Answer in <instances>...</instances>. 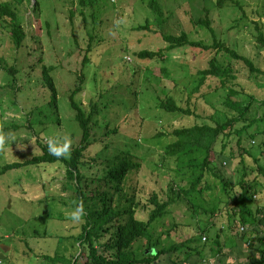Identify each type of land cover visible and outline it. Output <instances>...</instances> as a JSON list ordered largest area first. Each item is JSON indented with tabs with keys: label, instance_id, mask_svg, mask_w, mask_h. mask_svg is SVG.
I'll use <instances>...</instances> for the list:
<instances>
[{
	"label": "rangeland",
	"instance_id": "obj_1",
	"mask_svg": "<svg viewBox=\"0 0 264 264\" xmlns=\"http://www.w3.org/2000/svg\"><path fill=\"white\" fill-rule=\"evenodd\" d=\"M35 1L0 0L16 8L27 31L24 44L18 48L12 41L8 20L0 18V59L18 71L14 75L0 64V135L7 137L0 146V168L40 154L39 141L46 144L49 138L60 137L61 142L66 138L70 152L80 144L82 129L70 94L81 85L75 96L77 102L88 111L94 103L99 108L95 117L99 126L92 129V143L80 166L81 187L87 196L106 190L104 178L114 157L131 153L141 167L130 173L126 189L134 190L142 199L140 212L147 217L151 208L147 198L153 192L165 196L174 177L175 164L164 153L173 138L171 131L181 124L211 121L210 116L223 108L227 88L216 77H210L203 85L204 97H187L198 70L207 67L213 55L224 66L233 59L217 47L175 48L166 53V58L157 60L140 58L135 52L162 48L166 45L163 34L180 35L183 31L193 40L213 44L210 30L197 24L208 16L216 39L237 48L264 70V47L257 39L260 31L264 34V0H233L222 7L217 0H158L162 14L149 6V0H97L95 6L84 7V15L79 0H37L34 8ZM147 22L148 29H137ZM92 34V61H86ZM233 63L237 88L264 100V73L250 71L242 61ZM45 66L51 67L49 77L58 93L56 105L44 75ZM167 94L183 97L184 106L190 101L200 117L162 109L159 103ZM253 109L258 111L257 104ZM228 139L223 151L228 162L225 164L219 154L216 156L219 163L228 167L223 169L226 174H235V182L242 165L238 159L230 158L231 150L239 153L237 138ZM220 144L221 141L218 149ZM244 145L264 165V152H258L257 141L248 138ZM254 155L247 158V163L257 168ZM77 191V184L66 177L61 162L26 165L1 174L0 264H64L52 262L44 255L74 259L85 250L77 240L85 218L73 222L68 216L77 206ZM213 191H206L205 196L194 192L171 205V212L150 227L152 238L142 237L134 242L136 255L143 257L151 244L162 248L185 242L190 249L184 246L178 254L166 255L157 263L180 264L198 244L211 259L210 245L220 228L227 245L239 242L240 234L236 236L227 226V195L222 191L212 195ZM219 205L223 207L221 211L216 209ZM207 226L210 229L204 232ZM199 228L200 232L195 233L194 229ZM195 234L196 242L189 243L188 239L195 240ZM203 237H207L204 245ZM151 253L155 254V250ZM230 253L238 257L234 248Z\"/></svg>",
	"mask_w": 264,
	"mask_h": 264
},
{
	"label": "trees",
	"instance_id": "obj_2",
	"mask_svg": "<svg viewBox=\"0 0 264 264\" xmlns=\"http://www.w3.org/2000/svg\"><path fill=\"white\" fill-rule=\"evenodd\" d=\"M96 1L79 0L81 15L85 14L84 7L95 6ZM228 1L233 0H217V3L222 7ZM235 3L238 2L235 1ZM34 5V8H37V0ZM149 6L162 14L158 0H149ZM0 18L8 20L12 41L16 47L20 48L27 38V31L19 12L10 2H1ZM197 24L206 26L210 30L214 36L213 44L193 40L186 31H183L180 35L163 34L166 45L162 48L142 49L136 51L135 54L140 58L157 60L159 57L166 58V53L175 48L191 46L208 50L211 47H217L219 51L228 52L233 61L244 62L250 71L264 73V70L258 68L249 56L239 53L237 48H232L216 39L215 29L208 16L200 18ZM148 27L149 23L147 22L137 26V29H148ZM90 39L88 56L85 55L86 61L87 59L92 61L89 52L93 49L91 44L94 39L93 34ZM257 39L264 47L263 32H259ZM233 61L228 66H224L216 55H213L209 60V65L198 70V78L194 81L193 88L190 91L183 88V91H187V97L191 95L198 98L204 97L206 92L203 91V85L210 77H216L219 79L220 85L227 88V93L223 101V108L220 109L221 111L215 112V115L210 116L211 121L181 124L171 131L173 138L166 145L164 153L166 159L175 164L174 177L169 182V191L165 196L153 192L147 198L151 205V208H148L147 217L140 212L142 206L140 200L142 199H138L134 190L128 191L125 185L130 173L141 167L140 161L131 153L122 152L121 155L114 157L113 166L109 168L104 178L108 185L106 190L88 196L83 191L81 187L83 175L80 173V166L83 163L85 151L92 143V129L99 126V122L95 118L99 108L98 104L94 103L90 111L86 110L75 99L76 94L82 89L81 85L73 90L70 94V102L76 111V119L82 129L80 144L74 147L67 157L57 158L48 152L47 143L39 141L42 150L40 154L24 161L7 163L0 168L1 175L11 169L26 165L61 162L65 165L66 177L77 184V205H82L86 213L85 222L82 224V231L77 240L85 250H82L74 259L58 254L54 256L45 254V258L52 262H64V264H160L157 263L159 259H165L166 255L169 256L172 253L178 254L184 246L189 249L191 246L185 242L162 248H158L157 243L151 244L145 249V255L138 257L132 248L134 242L142 237L151 239L152 229L150 227L154 222L171 212L170 207L175 202L194 192L205 196L206 191L214 190L212 195H217L218 191L227 195V200L224 202L225 208H227V226L235 231L236 236L240 234L239 242L227 245L221 238L222 228H220L214 242L210 245V255H213V258L210 259V256L208 257L204 253L202 244H198L191 254L189 253L182 259V262L186 264H198L199 261L203 264H264V165L258 155H254L251 148L244 145L246 139H253V141H257V146L260 148L257 151H261L262 154L264 152V128L262 127L264 125V111H262L264 100H259L254 94H246L245 91L237 88L235 84L237 74L233 67ZM0 64L14 75L18 72L15 66H8L2 58ZM50 69V66H45L44 75L52 91V102L56 105L58 93L54 80L49 77ZM164 70L169 74L167 69ZM182 102L183 97L177 99L174 95L167 94L160 101L159 106L168 112L181 113L182 116L197 115L200 117L197 110L189 104L190 101L187 106H184ZM254 104H257L258 111L253 109ZM229 137H236L239 147L237 155L231 150L230 158L238 159L237 163L242 165L239 168L242 172L235 182L232 180L235 174H226L223 171L227 167L223 163L226 164L229 160L223 152L230 141ZM219 141H221V146L218 149ZM216 154H219L223 163H219ZM253 155L257 168L249 166L247 163V158L253 157ZM260 157L263 158L261 154ZM252 174L254 175L252 176ZM212 187L215 188L211 189ZM144 209L142 207V210ZM216 209L221 211L223 207L219 205L216 206ZM204 211L208 212L205 209ZM209 229L210 227L207 226L203 231L208 232ZM194 231L199 233L200 228L194 229ZM194 236L195 240L188 239L189 243L196 242V234ZM233 248L237 251L238 257L231 255L230 251H233ZM154 250L155 254L151 253ZM194 252L197 253V256L194 255ZM182 262L180 261V264Z\"/></svg>",
	"mask_w": 264,
	"mask_h": 264
},
{
	"label": "clouds",
	"instance_id": "obj_3",
	"mask_svg": "<svg viewBox=\"0 0 264 264\" xmlns=\"http://www.w3.org/2000/svg\"><path fill=\"white\" fill-rule=\"evenodd\" d=\"M6 139V136L0 135V146L5 143ZM70 147V143L66 138L63 139V142H61L60 137L49 138L47 141L48 152L57 158L67 157L70 152ZM85 214L84 207L82 205H77L74 210L68 213V216L73 222H80Z\"/></svg>",
	"mask_w": 264,
	"mask_h": 264
},
{
	"label": "water",
	"instance_id": "obj_4",
	"mask_svg": "<svg viewBox=\"0 0 264 264\" xmlns=\"http://www.w3.org/2000/svg\"><path fill=\"white\" fill-rule=\"evenodd\" d=\"M6 248H7V247H6V246H4V250H6ZM2 256H3V255H2Z\"/></svg>",
	"mask_w": 264,
	"mask_h": 264
},
{
	"label": "crops",
	"instance_id": "obj_5",
	"mask_svg": "<svg viewBox=\"0 0 264 264\" xmlns=\"http://www.w3.org/2000/svg\"><path fill=\"white\" fill-rule=\"evenodd\" d=\"M183 259V258H182ZM195 259V258H194ZM182 261V260H181ZM184 264H186L185 262H184Z\"/></svg>",
	"mask_w": 264,
	"mask_h": 264
},
{
	"label": "built area",
	"instance_id": "obj_6",
	"mask_svg": "<svg viewBox=\"0 0 264 264\" xmlns=\"http://www.w3.org/2000/svg\"><path fill=\"white\" fill-rule=\"evenodd\" d=\"M206 239V237H204V240Z\"/></svg>",
	"mask_w": 264,
	"mask_h": 264
}]
</instances>
